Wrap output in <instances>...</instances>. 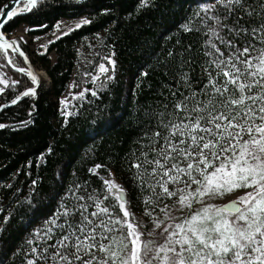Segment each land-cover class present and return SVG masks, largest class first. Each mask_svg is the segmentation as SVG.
Here are the masks:
<instances>
[{
    "label": "snow or ice",
    "instance_id": "1",
    "mask_svg": "<svg viewBox=\"0 0 264 264\" xmlns=\"http://www.w3.org/2000/svg\"><path fill=\"white\" fill-rule=\"evenodd\" d=\"M11 2L23 7L0 8V27L38 4ZM195 17L207 28V81L197 91L184 74L188 94L171 93L173 102L131 164L139 187L150 193L143 202L151 230L136 220L114 181L104 180L103 193L76 184L66 194L71 207L61 205L28 241L35 246L26 264H264V0H215ZM191 20L185 30L199 32ZM35 95L32 88L21 94ZM240 189L251 191L227 204L209 202ZM161 204L164 218H153Z\"/></svg>",
    "mask_w": 264,
    "mask_h": 264
},
{
    "label": "trees",
    "instance_id": "2",
    "mask_svg": "<svg viewBox=\"0 0 264 264\" xmlns=\"http://www.w3.org/2000/svg\"><path fill=\"white\" fill-rule=\"evenodd\" d=\"M6 1L0 0V8ZM214 2L40 0L31 12L7 22L6 33L26 24L34 27L30 34H49L60 18L85 16L88 21L49 43L46 53H54V62L46 53L38 57L50 89L41 85L35 96L0 115V264H26L32 258L30 249L35 243L28 241L34 239L35 230L61 205L74 203L66 195L68 190L87 182L90 191L103 193L104 179L110 174L126 192L130 210L151 224L143 202L150 193L139 187L131 164L148 142L145 134L155 130L158 114L173 102L171 93L188 94L184 74L197 91L207 81V28L195 14ZM190 18L199 32L185 30ZM16 38L35 64L28 44ZM90 38H97L98 50L87 71L93 72L107 56H113L114 68L97 85L88 84L94 86L95 95L86 92L66 114L56 100L72 77L82 85L78 46ZM9 55L13 66L24 68L16 55L10 51ZM0 68L12 80L0 93V103L31 85L26 72L14 70L1 50ZM165 203L171 205L174 200ZM161 207L155 209L153 218Z\"/></svg>",
    "mask_w": 264,
    "mask_h": 264
},
{
    "label": "rangeland",
    "instance_id": "3",
    "mask_svg": "<svg viewBox=\"0 0 264 264\" xmlns=\"http://www.w3.org/2000/svg\"><path fill=\"white\" fill-rule=\"evenodd\" d=\"M83 20H87L85 16H80L78 18H60L53 29V31L49 34H30L29 31L25 32V28H31L34 29V27H29L26 24H20L16 29H14L11 33H7L9 36H14V37H23V40L26 44H28L29 49H30V54L31 57L35 60V66L38 69L41 79H42V86H46V89H50V79L48 75L46 74V71L44 69V65L42 64V61L38 58L40 55H43L47 51V46L49 45V41H53L59 36L63 35L64 33H68L70 30L69 29H74L76 28V25L80 23ZM61 25L59 28L57 25ZM83 24V23H81ZM2 51V49L0 48ZM98 50V41L97 38H90L88 41H86L85 44H81L78 46V55H77V60H78V66L82 67V85H78L76 82H74V78L69 81L67 88L65 92L56 100L57 103L59 104V108H61L66 114H68L71 111V107L75 104L76 99L81 98L80 93L83 92L84 94L86 92H93V87L97 85L100 82V79L104 78L105 75H108L109 73L111 74L114 68V58L113 56H107V57H102V61L96 66L93 72H88L87 68L89 65H91V61L93 60V56L95 55L96 51ZM5 58L6 55L9 56V61H10V55L8 52H4ZM47 56L50 58V62L55 61V55L53 52L46 53ZM107 58V59H106ZM8 62V60L6 59ZM111 61L112 63H110ZM9 64V62H8ZM103 64L108 71L106 73H100L99 72V66ZM11 66L12 63L10 61ZM15 67V66H14ZM91 70V69H90ZM109 74V75H110ZM98 76V79L93 80V77ZM105 79V78H104ZM0 81H4V83H0V88L6 89L10 86L12 83V80L6 75L4 69L0 68ZM90 82V83H89ZM88 84H93L94 86H89ZM3 90V91H4ZM2 91V92H3ZM0 92V93H2ZM75 97V98H73ZM62 101H65L66 103H61ZM58 175H62V170L58 172ZM104 180H112L115 182L116 185L121 186L119 180L113 176V174H110L108 177H106ZM123 188V187H122ZM124 190V189H123ZM246 191H251V189H240L237 190L231 194H226L224 197H218L215 200L209 201L210 203H214L217 205H223L228 203L231 200L236 199L238 196L243 195ZM201 205L197 204L194 205V208H199ZM131 211V210H130ZM132 212V211H131ZM133 213V212H132ZM135 218L137 221L142 222L148 230H151L152 228V223H146L147 221L136 214ZM174 215L179 216L180 213L174 212ZM157 217V216H155ZM160 219H163V213L160 212L158 215Z\"/></svg>",
    "mask_w": 264,
    "mask_h": 264
},
{
    "label": "water",
    "instance_id": "4",
    "mask_svg": "<svg viewBox=\"0 0 264 264\" xmlns=\"http://www.w3.org/2000/svg\"><path fill=\"white\" fill-rule=\"evenodd\" d=\"M40 0H38L39 2ZM24 2H26V0H24ZM5 4H8L9 5V8L6 9V11H10L12 8H16V7H23V5L21 6V4H23V2L20 4V5H16L14 3L11 2V0H7L1 8L4 7ZM14 18V17H13ZM5 19V17L3 16H0V21H3ZM8 22V21H7ZM7 23H5L3 25V27H0V34H2L3 36V40H0V45H3L4 41L6 40L9 44H11L12 46L11 47H7L8 50L16 55L21 61L22 63L24 64V68L26 71V74L28 75V72L31 71L34 75H36V77L38 78V83H33L32 82V79H31V76H29V78L31 79V85L20 90L19 92H17L13 97H11L9 100L3 102V103H0V115L14 107L15 105H17L22 99L28 97V96H21V94L25 91H27L28 89L32 88V89H35L36 92L38 91V89L41 87L42 85V79H41V76H40V73L38 71V69L36 68L35 64L31 61V59L28 57V55L26 54V52L24 51L22 45L20 44L19 40L14 37V36H9L6 32H4V26L6 25ZM2 49V51L4 52H7L5 51V47H0ZM20 53H23V55H21ZM6 59L8 60L9 64H10V61H9V56L6 55ZM14 70L16 71H19L18 69H21V68H17V67H14L12 66ZM21 72V71H19ZM17 96H21V99L17 101V103L13 104L12 101L14 99H16ZM37 104V103H35ZM227 204V203H226Z\"/></svg>",
    "mask_w": 264,
    "mask_h": 264
},
{
    "label": "bare ground",
    "instance_id": "5",
    "mask_svg": "<svg viewBox=\"0 0 264 264\" xmlns=\"http://www.w3.org/2000/svg\"><path fill=\"white\" fill-rule=\"evenodd\" d=\"M4 49H5V51H7V52L9 53V50H8V48H7V47H5Z\"/></svg>",
    "mask_w": 264,
    "mask_h": 264
}]
</instances>
